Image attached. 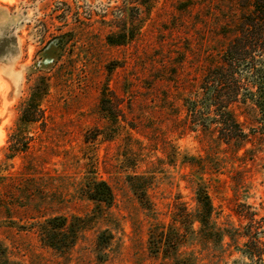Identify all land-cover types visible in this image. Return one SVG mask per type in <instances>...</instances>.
Here are the masks:
<instances>
[{
    "label": "rangeland",
    "instance_id": "rangeland-1",
    "mask_svg": "<svg viewBox=\"0 0 264 264\" xmlns=\"http://www.w3.org/2000/svg\"><path fill=\"white\" fill-rule=\"evenodd\" d=\"M243 1L158 0L146 8L131 0H0V247L11 263L253 264L245 239L207 243L196 217L201 188L218 229L240 233L249 215L264 218L256 112L250 104L237 111L251 141L238 149L188 111L233 39ZM121 18L134 36L112 45ZM41 81L49 84L47 118L27 129L28 152L7 160L10 134ZM93 179L112 188L111 208L88 200ZM142 186L153 210L132 189ZM54 217L88 221L65 254L38 236ZM162 228L178 245L154 254L150 231Z\"/></svg>",
    "mask_w": 264,
    "mask_h": 264
},
{
    "label": "trees",
    "instance_id": "trees-1",
    "mask_svg": "<svg viewBox=\"0 0 264 264\" xmlns=\"http://www.w3.org/2000/svg\"><path fill=\"white\" fill-rule=\"evenodd\" d=\"M131 1L150 8L158 0ZM241 6L243 12L238 24L232 29L235 34L226 47L221 62L206 71L201 82L199 97L188 107L191 118L195 119L194 122H203L200 123L202 128L208 129L209 125L206 122L209 120L213 128L210 132L218 135V141L229 147L237 145L238 149H241L245 143L251 142L237 114L241 106L248 104L256 112L254 121L256 125L252 131L254 135L260 136L259 145L262 147L264 145V0H244ZM120 22H123L120 33L108 37V42L112 45H123L128 38L134 36L132 34L129 37L122 18ZM115 37L121 39L114 41ZM48 95L47 81H41L33 88L21 110L18 126L10 134L5 153L7 160L12 161L15 157L28 152L27 129L46 120L43 102ZM109 98L104 92L100 102L102 110L108 114V119H111V116L114 117V111L113 108L107 109V104L111 102ZM147 188L132 187L141 204L145 205L147 210H153L152 203L147 197ZM86 196L99 208H111L115 202L110 185L96 179L88 182ZM197 202L196 220L200 223L202 237L207 243L223 247L224 241L229 239L230 244L226 243V245L238 246L236 243L239 239H245L242 243L244 254L253 264H264V218L256 220L255 213L249 215L246 217L248 224L240 233L237 229H218L212 221L215 209L205 189L198 190ZM72 221L69 222L68 218L64 217H54L39 224L37 232L41 242L60 254L67 253L75 246L82 231L89 226L86 219L75 217ZM149 243L150 250L154 254H159L163 247L173 248L178 245L163 228L157 232L150 231ZM0 264H13L7 259L2 247H0Z\"/></svg>",
    "mask_w": 264,
    "mask_h": 264
}]
</instances>
